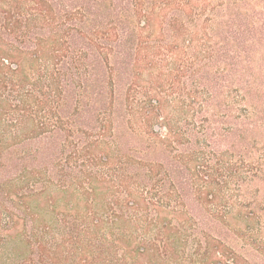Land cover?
<instances>
[{
  "label": "trees",
  "instance_id": "1",
  "mask_svg": "<svg viewBox=\"0 0 264 264\" xmlns=\"http://www.w3.org/2000/svg\"><path fill=\"white\" fill-rule=\"evenodd\" d=\"M225 1L0 0L1 255L264 264V0Z\"/></svg>",
  "mask_w": 264,
  "mask_h": 264
},
{
  "label": "rangeland",
  "instance_id": "2",
  "mask_svg": "<svg viewBox=\"0 0 264 264\" xmlns=\"http://www.w3.org/2000/svg\"><path fill=\"white\" fill-rule=\"evenodd\" d=\"M135 1L138 4L140 2V5L143 4V7H146L147 5H149L150 2H154V0H135ZM181 1H184V0H181ZM230 1H232V0H230ZM230 1L226 0L225 3H228ZM220 2H222V1H220ZM211 4H212V2H211ZM216 4H220V3H216ZM159 6H161V4ZM208 8L207 7L205 8L204 5H202V7H201V5H198V6H192L190 11H188V10H186V11H184V10H176V11L170 10V11L166 12V14L167 15L176 14V15L183 16L186 19L192 18L194 16V17H200L201 19L204 20L206 18H209V16L211 15V10L209 11ZM217 10H218V7H216V9H215L216 14H217ZM159 11H160V9L158 7L157 8L155 7L153 9V12L160 13ZM183 61H184V59H183ZM180 78L183 79L182 77H180ZM7 234H8V232L0 231V246L3 243L4 237L5 236L7 237ZM17 245H18V247H17ZM20 246H21V244L17 243V241L16 242L9 241V244H7L4 248H2L3 254L2 255L0 254V264H24L22 259L15 258V256H14L15 249L20 248ZM8 254L10 257L9 259L7 258Z\"/></svg>",
  "mask_w": 264,
  "mask_h": 264
}]
</instances>
